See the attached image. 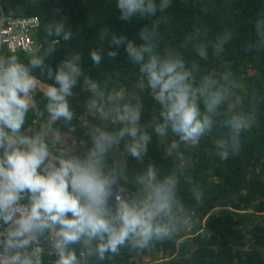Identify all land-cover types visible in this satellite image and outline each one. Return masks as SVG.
Instances as JSON below:
<instances>
[{"label": "clouds", "instance_id": "1", "mask_svg": "<svg viewBox=\"0 0 264 264\" xmlns=\"http://www.w3.org/2000/svg\"><path fill=\"white\" fill-rule=\"evenodd\" d=\"M196 2L201 12L209 11L202 0ZM172 6L173 0H115L120 20L150 22L138 32L142 43L115 34L110 43L125 47L158 106L152 133L174 137L167 155L181 144L198 146L214 131L219 132L213 140L216 155L239 154L242 133L255 123V104L247 111L234 107L242 100L234 91L231 71L201 74L199 64L187 62L179 50L160 49L161 26L167 25L165 13ZM40 7L42 0H21L0 8V24ZM41 31L45 43L38 41L23 51L0 50V264H45L48 253L54 256L53 264H88L93 257L103 262L122 248L145 250L172 240L186 226L188 214L178 196L177 173L162 174L149 163L135 176V191L129 193L119 186L120 179L127 182L124 168L107 164L108 153L121 144L122 156L142 161L147 154L153 134L142 127L143 105L135 94L108 90L90 78L81 67L80 53L68 54L53 70L47 59L59 44L54 38H73L66 18L46 21ZM254 32L256 39L246 51L264 48V16L255 20ZM107 35L104 28L99 39ZM232 39L233 32L225 29L208 41L206 30L197 27L183 47L207 60L209 49L218 57ZM107 55L114 58L117 52ZM90 58L99 68L102 52L93 49ZM45 73L55 83L39 90L38 76ZM78 83L89 94L84 109L96 117L84 126L92 146L82 156L54 127L57 121L71 126L75 113L69 101ZM30 121H40L43 127L32 130ZM190 192L197 204L204 202L199 187Z\"/></svg>", "mask_w": 264, "mask_h": 264}, {"label": "trees", "instance_id": "2", "mask_svg": "<svg viewBox=\"0 0 264 264\" xmlns=\"http://www.w3.org/2000/svg\"><path fill=\"white\" fill-rule=\"evenodd\" d=\"M21 0H2V8L18 5ZM208 5L207 13L201 12L196 0H173V6L167 10L166 26H161L160 49L179 50L187 62L199 64L201 74H221L231 71L234 78V91L242 103H236V109L249 110L253 104L256 108L254 126L241 135L239 154H229L221 158L215 154L213 140L219 132L214 131L202 138L195 147L181 144L179 149L169 156L166 149L174 139L171 135L162 139L152 133L158 116V106L152 100L146 86L141 84L138 69L129 62L125 47L118 48L110 43L112 34L123 35L134 43L142 41L139 30L150 21L134 19L131 22L118 18L115 0H42V7L23 16H38L41 22L37 39L45 43V33L41 31L46 21L53 18H66V28L73 33L70 41L59 39L56 50L47 59L55 70L57 64L70 53H80L81 67L93 79L107 85L108 90L116 88L136 95L143 105L141 116L142 127L153 134L152 143L142 161L129 155H121L123 144L115 155L108 153L107 164L123 167L127 182L119 180L129 193L135 191V176L143 172L149 163L160 168L162 174L176 172L179 178L178 196L188 210L186 218L192 226V240L178 242L182 232L172 240L154 243L143 254L164 253L167 260L155 264H257L255 249H264V48L246 51V46L255 41L254 23L264 16V0H202ZM17 17H21L18 16ZM206 30V39L214 40L216 35L225 29L233 32V39L225 46L220 56H214L209 49L207 60H201L190 48L183 47V41L195 28ZM104 28L108 35L103 41L99 33ZM98 49L102 52L99 68L93 66L90 52ZM115 50L114 58L108 57L110 50ZM40 83L54 84L53 79L38 76ZM70 106L75 113L71 126L55 123L54 127L76 135L92 146L91 137L83 126L95 120L94 114L84 109V100L89 95L81 84L74 88ZM39 93V92H38ZM36 99L40 96L37 94ZM32 130L41 128L40 121H30ZM70 127L74 130H70ZM27 129V125L25 126ZM219 131H223L220 129ZM75 154L79 152L75 150ZM186 161L185 168L181 162ZM199 187L204 193V202L197 204L192 198L190 189ZM231 202L230 210H221L217 215L211 212L221 203ZM241 214V215H239ZM248 231L253 238L252 250H245L244 256L233 247H246ZM210 236L209 238H207ZM79 253V246H74ZM138 249L122 248L119 255L109 256L100 262L94 257L88 264H136ZM47 251V250H46ZM45 264H53L54 256L48 253ZM142 260V257L139 256ZM259 264H264L261 260Z\"/></svg>", "mask_w": 264, "mask_h": 264}, {"label": "rangeland", "instance_id": "3", "mask_svg": "<svg viewBox=\"0 0 264 264\" xmlns=\"http://www.w3.org/2000/svg\"><path fill=\"white\" fill-rule=\"evenodd\" d=\"M44 86H45L44 84L40 83V89L39 90H42ZM39 90H38V92H39ZM56 123L64 124V122H62V121H57ZM84 126H85V124H83V126H81V127H84ZM41 127H43L42 124H41ZM59 131L66 136V142L69 145L75 146V150H77L79 152V155H81V156L84 155L86 153L87 149L91 147L88 145L87 141H85L81 138H78L76 135L69 134L65 130L59 129ZM59 147L60 146H57V148H55L54 151L59 150ZM111 151H112V155H115L117 153V150L112 149ZM186 165H187L186 161L181 162L182 168H185ZM231 208H232L231 202L221 203L216 209H214L211 212V214L217 215L221 212V210H223V209L224 210H230ZM239 215H241V214H239ZM189 220H190V218H186V221H185L186 226L181 231H179L178 234L176 235V236H178L179 233H181V232L183 234L182 237L177 238L178 242H182L187 238L192 240L193 237L196 235V234H194V232L192 230V226L190 225ZM209 237L210 236H208L207 238H209ZM247 239L249 240V243L247 244L246 247H240V248L239 247H233L236 252H239L243 256H244L245 250H252L251 245L253 244V238L251 237V231H248ZM47 251H48V249H47ZM255 252H256V263L259 264L261 260H264V249H260V248L255 249ZM139 256L142 257V260L139 259ZM167 259H168V256L162 252H159L158 254H151L149 252H147L146 254H143L142 250L138 249L137 254H136V258L134 260H135L136 264H155V263H158L162 260H167Z\"/></svg>", "mask_w": 264, "mask_h": 264}, {"label": "built area", "instance_id": "4", "mask_svg": "<svg viewBox=\"0 0 264 264\" xmlns=\"http://www.w3.org/2000/svg\"><path fill=\"white\" fill-rule=\"evenodd\" d=\"M0 8H2V0H0ZM40 28V18L36 15L9 19L6 23L0 24V50L23 51L28 47H35L39 41L37 34ZM44 247L45 250L48 249L47 244Z\"/></svg>", "mask_w": 264, "mask_h": 264}]
</instances>
